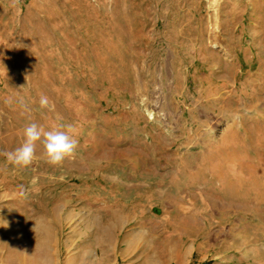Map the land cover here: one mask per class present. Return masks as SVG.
I'll use <instances>...</instances> for the list:
<instances>
[{"label":"rangeland","instance_id":"1","mask_svg":"<svg viewBox=\"0 0 264 264\" xmlns=\"http://www.w3.org/2000/svg\"><path fill=\"white\" fill-rule=\"evenodd\" d=\"M30 123L79 143L0 155V264H264V0H0V151Z\"/></svg>","mask_w":264,"mask_h":264},{"label":"clouds","instance_id":"2","mask_svg":"<svg viewBox=\"0 0 264 264\" xmlns=\"http://www.w3.org/2000/svg\"><path fill=\"white\" fill-rule=\"evenodd\" d=\"M39 103L42 108L49 106V100L45 96L40 98ZM71 131V125L67 130L45 131L36 123H30L24 129V143L14 151H0V155L6 158L7 164L17 168L27 167L36 158V144L41 141L47 163L52 166L62 165L65 159L74 158L76 155L79 142L70 134Z\"/></svg>","mask_w":264,"mask_h":264}]
</instances>
